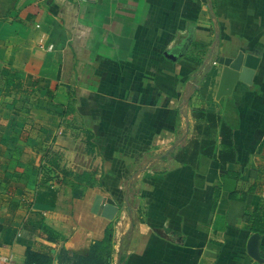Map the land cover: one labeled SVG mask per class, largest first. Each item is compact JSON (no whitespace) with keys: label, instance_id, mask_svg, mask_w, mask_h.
I'll return each instance as SVG.
<instances>
[{"label":"crops","instance_id":"obj_1","mask_svg":"<svg viewBox=\"0 0 264 264\" xmlns=\"http://www.w3.org/2000/svg\"><path fill=\"white\" fill-rule=\"evenodd\" d=\"M262 141L264 0H0V264L85 255L110 224L112 264H264Z\"/></svg>","mask_w":264,"mask_h":264},{"label":"trees","instance_id":"obj_2","mask_svg":"<svg viewBox=\"0 0 264 264\" xmlns=\"http://www.w3.org/2000/svg\"><path fill=\"white\" fill-rule=\"evenodd\" d=\"M204 58L201 60V67L198 71V73L192 78L193 81H199L208 71L211 67L212 63L214 62V59L216 58L215 52H208L203 53ZM17 87L21 88V85L13 84ZM75 110L66 107L63 116L69 117L72 119H75L73 117ZM193 115L195 116L197 121H200V119H207L210 120V122L213 123L214 116L205 114V112L202 109H197L193 111ZM64 124L69 128H75L80 129L79 127H76L71 123ZM86 139H87V146L92 147L90 142L91 134L84 130ZM264 148V141H262L259 145L258 150ZM46 163L50 165L54 169H59V161L60 157L56 153L49 154V157L46 158ZM43 162V161H42ZM43 171V182H46L49 178H47V172L44 170V166L42 167ZM247 220V223L249 224V230L253 233H263L264 232V209L262 206H259L257 211L254 213H246L244 216ZM113 225L110 224L105 229V235L104 238L101 241L94 242L90 245V248L88 252L85 255H79V254H71L65 250H61L60 253L57 256L58 264H112V248H113ZM29 264H52V259L49 255H42V256H36L34 253H27ZM32 262V263H31Z\"/></svg>","mask_w":264,"mask_h":264},{"label":"water","instance_id":"obj_3","mask_svg":"<svg viewBox=\"0 0 264 264\" xmlns=\"http://www.w3.org/2000/svg\"><path fill=\"white\" fill-rule=\"evenodd\" d=\"M208 9L213 15L211 3L208 4ZM215 39L218 40V36H216ZM258 62V58L240 51L234 59L225 58L223 65L224 67L236 72L238 74L239 81L250 84ZM91 212L100 215L109 221H112L118 212V207L106 203V200L103 197L97 196L93 202ZM260 238L261 236L258 233H255L250 237L247 243L248 255L257 262L263 261L259 256Z\"/></svg>","mask_w":264,"mask_h":264}]
</instances>
